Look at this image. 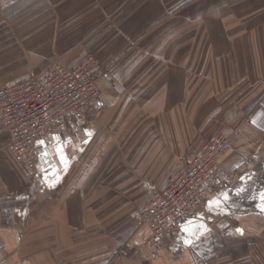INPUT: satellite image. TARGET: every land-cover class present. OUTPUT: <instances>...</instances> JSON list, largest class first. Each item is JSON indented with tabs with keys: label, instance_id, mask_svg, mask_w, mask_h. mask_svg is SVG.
<instances>
[{
	"label": "crops",
	"instance_id": "1",
	"mask_svg": "<svg viewBox=\"0 0 264 264\" xmlns=\"http://www.w3.org/2000/svg\"><path fill=\"white\" fill-rule=\"evenodd\" d=\"M90 55L110 68L96 119L41 142L43 178L0 120V264H264V0H0V90ZM235 128L237 189L190 245L150 247L137 208Z\"/></svg>",
	"mask_w": 264,
	"mask_h": 264
},
{
	"label": "built area",
	"instance_id": "2",
	"mask_svg": "<svg viewBox=\"0 0 264 264\" xmlns=\"http://www.w3.org/2000/svg\"><path fill=\"white\" fill-rule=\"evenodd\" d=\"M108 72L110 68L90 55L73 67L54 61L38 73L1 87L0 120L9 133L8 148L29 182L50 171L40 166L45 138L69 130L72 123L95 121V110L101 104L99 80ZM238 135L235 128L230 134L206 138L166 188L151 189L149 201L135 213L137 222L151 229L150 247L175 235L184 244L188 236L184 227L194 221L210 226L214 219L202 211L208 197L219 191L233 192L239 184L237 172L221 161ZM226 222L225 216L215 221L216 225ZM195 233L200 235L201 230Z\"/></svg>",
	"mask_w": 264,
	"mask_h": 264
},
{
	"label": "water",
	"instance_id": "3",
	"mask_svg": "<svg viewBox=\"0 0 264 264\" xmlns=\"http://www.w3.org/2000/svg\"><path fill=\"white\" fill-rule=\"evenodd\" d=\"M198 226V228L201 230V232L205 231L206 230V227H207V224H205L203 221L200 222V221H194L192 224L190 225H186L184 228H185V231L187 233V238H186V245H190L192 242H193V238H192V233L195 229V227ZM190 241V243L188 242Z\"/></svg>",
	"mask_w": 264,
	"mask_h": 264
},
{
	"label": "snow or ice",
	"instance_id": "4",
	"mask_svg": "<svg viewBox=\"0 0 264 264\" xmlns=\"http://www.w3.org/2000/svg\"><path fill=\"white\" fill-rule=\"evenodd\" d=\"M261 200L264 201V193L261 194ZM261 207H262V209H264V204H262ZM238 231H242V230H238ZM188 242L190 243V241H188Z\"/></svg>",
	"mask_w": 264,
	"mask_h": 264
},
{
	"label": "rangeland",
	"instance_id": "5",
	"mask_svg": "<svg viewBox=\"0 0 264 264\" xmlns=\"http://www.w3.org/2000/svg\"><path fill=\"white\" fill-rule=\"evenodd\" d=\"M206 138L203 139V141L205 140Z\"/></svg>",
	"mask_w": 264,
	"mask_h": 264
},
{
	"label": "bare ground",
	"instance_id": "6",
	"mask_svg": "<svg viewBox=\"0 0 264 264\" xmlns=\"http://www.w3.org/2000/svg\"><path fill=\"white\" fill-rule=\"evenodd\" d=\"M207 228V227H206Z\"/></svg>",
	"mask_w": 264,
	"mask_h": 264
}]
</instances>
